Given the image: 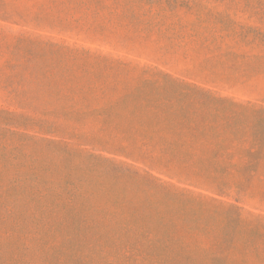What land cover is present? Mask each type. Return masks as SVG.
Returning a JSON list of instances; mask_svg holds the SVG:
<instances>
[{"label": "rangeland", "instance_id": "obj_1", "mask_svg": "<svg viewBox=\"0 0 264 264\" xmlns=\"http://www.w3.org/2000/svg\"><path fill=\"white\" fill-rule=\"evenodd\" d=\"M135 245L264 264V0H0V264Z\"/></svg>", "mask_w": 264, "mask_h": 264}, {"label": "trees", "instance_id": "obj_2", "mask_svg": "<svg viewBox=\"0 0 264 264\" xmlns=\"http://www.w3.org/2000/svg\"><path fill=\"white\" fill-rule=\"evenodd\" d=\"M110 109H106L105 113H109ZM122 150H125V148H122ZM148 151L139 150L140 157L143 159H149L150 166H156L155 162L156 159L150 157V155L147 153ZM219 152H215V155H218ZM158 165V164H157ZM244 169L246 171H255V167L249 165L244 166ZM218 173H226L227 169L225 166H218L215 169ZM198 174V173H195ZM150 177L155 178L153 175L149 174ZM156 180L157 179L155 178ZM133 249L128 252L127 255H124V258L127 259L129 262L132 261L134 263L130 264H136L135 262H141L143 264H195V263H189V261H185L183 259L178 258H170L169 256H166L168 258H164L162 255H173L175 252L174 250L168 248V247H158V246H145V245H135L132 246ZM200 264H230L226 260L220 259L219 257L210 258L208 261L201 262Z\"/></svg>", "mask_w": 264, "mask_h": 264}]
</instances>
